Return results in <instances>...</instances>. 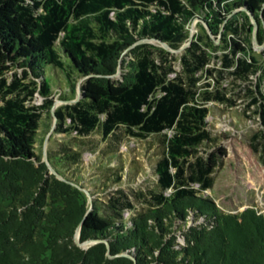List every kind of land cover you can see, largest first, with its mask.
Wrapping results in <instances>:
<instances>
[{"label": "trees", "instance_id": "trees-1", "mask_svg": "<svg viewBox=\"0 0 264 264\" xmlns=\"http://www.w3.org/2000/svg\"><path fill=\"white\" fill-rule=\"evenodd\" d=\"M263 14L264 0H0V200L8 202L0 209V264H264V214L222 212L204 193L224 150L203 165L200 191L186 182L191 159L213 144L209 111L192 102L181 79L168 78L155 46L144 43L177 48L198 19L203 34L186 48L189 71L204 70L201 40L215 33L232 55L242 53L234 73L247 78L264 68V50L251 54V16L262 45ZM79 81V99L55 110L56 133L100 131L107 140L120 127L140 139L173 132L153 164L158 189L146 211L125 218L128 207L117 197L106 204L93 198L81 184V152L48 149L45 161L37 151L54 88L75 95ZM37 93L41 105L32 103ZM104 155L117 165L100 163L101 183L120 184L123 160L113 151ZM139 169L131 164L128 177Z\"/></svg>", "mask_w": 264, "mask_h": 264}, {"label": "rangeland", "instance_id": "rangeland-1", "mask_svg": "<svg viewBox=\"0 0 264 264\" xmlns=\"http://www.w3.org/2000/svg\"><path fill=\"white\" fill-rule=\"evenodd\" d=\"M262 21L264 24V14ZM219 24L221 28L224 26L221 20ZM200 25L203 24L198 19L190 23L189 32L193 34L191 42L197 34H203ZM191 42L172 48L159 42L144 41L155 46L152 49L154 59L169 72L168 78L172 81L181 79L185 87L194 93L192 102L209 111L206 119L207 129L213 144L200 148L196 158L191 159L186 170V182H190L191 187L200 191L199 181L204 176L203 165L212 153H217L218 149L222 148L224 154L218 153V165L212 170L213 173L207 176L213 180V185L211 189L204 190V193L213 197L222 212L239 213L246 208H253L264 214V126L260 118V105L254 102V99H258L257 92L264 94V68L257 67V73L248 72L247 78L235 74V65L237 60L242 58V53L232 55L227 48L226 39L222 40V37L212 33L209 39L201 40V50L208 56L207 65L202 72L193 74L185 63L186 48ZM251 45V54L264 50V44L252 41ZM126 54L131 58V54ZM186 59L192 61L188 57ZM227 60L230 61L228 64ZM251 61L255 60L251 58ZM257 62L262 63L261 60ZM63 88L62 91L54 88L51 96L53 104L42 116L37 151L44 154L48 149L67 146L81 152V184L88 189L90 195H95L93 198L106 204L110 198L117 197L121 204L128 207L123 211L125 218L149 209L152 205L150 191L158 189V177L154 175L153 164L161 151L160 144L163 143L165 134L171 136L173 132L165 131L164 134L140 139L120 127L107 140L102 138L100 131L86 137L80 136L76 131L68 135L56 133L58 120L55 110L74 103L79 98L80 81L77 83L75 95L70 93L67 87ZM219 96L229 100L220 101ZM44 101L45 99L37 93L32 103L41 105ZM260 103L264 104L262 101ZM66 123L69 124L70 120L67 119ZM109 151L115 152V155L123 160V180L120 184L111 182L105 187L101 183L103 180L98 176L101 174L100 163L103 162L105 166L117 165L116 160L109 161V156L104 155ZM131 164L140 167L141 173L134 178L127 175ZM118 190L121 193H118ZM165 193L169 194L170 190ZM7 203L0 200V209Z\"/></svg>", "mask_w": 264, "mask_h": 264}, {"label": "water", "instance_id": "water-1", "mask_svg": "<svg viewBox=\"0 0 264 264\" xmlns=\"http://www.w3.org/2000/svg\"><path fill=\"white\" fill-rule=\"evenodd\" d=\"M251 21H252V24H253V37H252V41H254L255 43H257V30H258V24H257V21L255 20V18H254L253 16H251ZM192 37H193V34H192V32H190V35H189V41H188V42H191ZM144 41H146V40H144ZM140 42H142V41H140ZM162 44L168 46V44H166V43H164V42H162ZM79 97H80V95H79ZM78 99H79V98H78ZM78 99H77V100H78ZM43 159H44L45 161H47V152H46V151H45L44 154H43ZM48 166H49V165H48ZM49 168H50V171H51L52 173L56 174V172L54 171V169H52L50 166H49ZM56 175H57V174H56ZM57 176H58V175H57ZM75 241L77 242L78 245H81V244L78 242V237H77V236L75 237Z\"/></svg>", "mask_w": 264, "mask_h": 264}]
</instances>
